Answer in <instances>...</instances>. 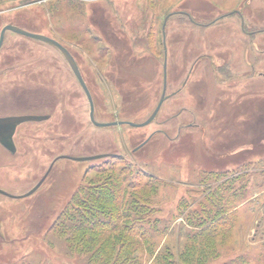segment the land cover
Listing matches in <instances>:
<instances>
[{
	"label": "rangeland",
	"instance_id": "374dc122",
	"mask_svg": "<svg viewBox=\"0 0 264 264\" xmlns=\"http://www.w3.org/2000/svg\"><path fill=\"white\" fill-rule=\"evenodd\" d=\"M3 24L69 50L97 122L152 113L163 38L175 94L145 127H96L61 53L7 31L5 114L49 118L20 124L15 154L0 152V264H93L91 236L70 228L93 220L144 232L110 234L136 241L120 252L140 264H264V0H0ZM63 155L91 159L57 160L20 198Z\"/></svg>",
	"mask_w": 264,
	"mask_h": 264
},
{
	"label": "water",
	"instance_id": "95a60500",
	"mask_svg": "<svg viewBox=\"0 0 264 264\" xmlns=\"http://www.w3.org/2000/svg\"><path fill=\"white\" fill-rule=\"evenodd\" d=\"M163 27H164V25H163ZM7 31L21 35V36H24V37H27L29 39H33V40L45 43L47 45H50V46L56 48L61 53V55L65 59V61L68 64L71 72L73 73L74 77L78 81L80 87L82 88V90H83V92L87 98V101L89 104V119H90L91 123L96 127H113V126H121V125H127V126H130L133 128L145 127L148 124H150L152 121L155 120V117H156L161 105L163 104V102L175 94V93H172L169 95L166 94L167 74H166V58H164L163 67H162L163 68V84H162L161 96L159 98V101H158L156 107L152 111V113L143 122H140V123H134V122H130V121H113V122H107V123L97 122L95 120V117H94V104H93L91 94H90V92H89V90H88V88H87V86L83 80V77L81 75L79 67H78L74 57L71 55V53L62 44H60L58 41H56L52 38H49V37L41 35V34L29 32L27 30H24L18 26L11 25V24H7L1 30L0 45L3 41L4 34ZM48 118H49V116H42V115H22V116L6 117V118L0 119V143L5 148H7L9 151L13 152L12 135H13V133H14V131L18 125L26 123V122H41V121L47 120ZM149 138H147L139 147L143 146L149 140ZM60 159H68V160L81 162V161L90 160L91 158H84V157L73 158V157L65 156V155L55 158L53 160L52 164L50 165L49 169L47 170L45 175L41 178V180L37 183V185L31 191H29L27 194H25L23 197L30 195L31 193H33L36 189H38L41 186V184L43 183V181L47 177L51 167L53 166V164L57 160H60ZM0 194L7 196V197H10L9 194H7L6 192H4L2 190H0Z\"/></svg>",
	"mask_w": 264,
	"mask_h": 264
},
{
	"label": "trees",
	"instance_id": "16d2710c",
	"mask_svg": "<svg viewBox=\"0 0 264 264\" xmlns=\"http://www.w3.org/2000/svg\"><path fill=\"white\" fill-rule=\"evenodd\" d=\"M113 187H115V184L111 185V188H113ZM224 192L227 193L228 190H224ZM108 197H110V196H108V195L104 196L103 195L102 197L98 196L96 199L93 198L92 196H89L88 198H90L91 200L94 199L96 201L101 202V201H105V199ZM222 206L223 205L221 204V207ZM147 211H149V210H147ZM221 215L223 216L224 214L221 213ZM226 217L227 218L225 220L223 218H218L212 222V224L210 226L211 228H209V232H208L209 233L208 235L210 238H212L214 236V234L219 231L220 225H218V223H220V221L222 219H223L222 223H224L226 220H228L229 216H226ZM192 222L197 224V220L192 221ZM129 225L125 226V228H126V230H125V228L121 229L118 226L117 221L115 222L114 220H109L108 222L107 221L93 220L90 222L89 221H86V222L80 221L70 228L72 229L73 233L74 232L75 233H81L82 235L87 233V234H89V236H91V237L87 238L88 240H90L87 243V246L81 250V253H84L85 255H87L89 262H92L93 264H102L103 262L110 260L111 257H113V255H117L118 258H123V261H127L129 259L130 260L129 264H140L139 258L133 256L134 255L133 251L126 252L125 254H123V256H122V253L120 252L121 250H124L125 246L128 247V249H131V248L133 249V247H135V245H137L136 241H134V240L128 241V242L126 241L127 243L124 244L122 241V240H124L123 237L118 236L119 238H116V236L115 237L113 235L110 236V234L113 232L115 233L118 231L119 232L122 231L128 237H133V238L135 237V238L143 241L145 233L144 232H138L137 231L138 228L132 229V227ZM129 227H130V229H129ZM99 241H102V244L100 246H98ZM106 242H108V244H109L108 246L105 245ZM117 245L119 246L118 249H116ZM168 264H174V263H168Z\"/></svg>",
	"mask_w": 264,
	"mask_h": 264
},
{
	"label": "flooded vegetation",
	"instance_id": "af4514ba",
	"mask_svg": "<svg viewBox=\"0 0 264 264\" xmlns=\"http://www.w3.org/2000/svg\"><path fill=\"white\" fill-rule=\"evenodd\" d=\"M6 26V24H3L2 25V27H0V34H1V30L4 28ZM163 28V27H162ZM5 34H6V32H5ZM5 34H4V38H3V41H2V43H1V45H0V55H1V53H2V50H3V44H4V41H5ZM164 38H163V49H164V58H165V44H164ZM3 58H4V56H0V79H3V77H4V75H5V73H6V67H5V62H4V60H3ZM75 59V58H74ZM76 61V60H75ZM163 62H164V60H163ZM77 63V62H76ZM162 67H163V65H162ZM163 69V68H162ZM166 88H167V82H166ZM2 89H1V87H0V91H1ZM3 90H4V88H3ZM2 95H3V93H2ZM170 98V97H169ZM168 98V99H169ZM166 101V100H165ZM24 115H37V114H24ZM14 116H22V114H12V115H6L5 114V99H4V96H1L0 97V119H2V118H6V117H14ZM42 116H47V115H42ZM153 122V121H152ZM19 126V125H18ZM17 126V127H18ZM17 127H16V129H17ZM16 129H15V131H14V133H13V135H12V143H13V152H11V151H9L7 148H5L1 143H0V152H1V150H4V151H7L8 153H10V154H15V152H16V145H15V143H14V135H15V132H16ZM115 156V155H114ZM113 157V156H112ZM118 157V156H117ZM37 190V189H36ZM35 190V191H36ZM34 191V192H35ZM33 192V193H34ZM32 194V193H31ZM28 196V195H27ZM21 197H23V196H20V198Z\"/></svg>",
	"mask_w": 264,
	"mask_h": 264
},
{
	"label": "bare ground",
	"instance_id": "6f19581e",
	"mask_svg": "<svg viewBox=\"0 0 264 264\" xmlns=\"http://www.w3.org/2000/svg\"><path fill=\"white\" fill-rule=\"evenodd\" d=\"M84 80V79H83Z\"/></svg>",
	"mask_w": 264,
	"mask_h": 264
}]
</instances>
